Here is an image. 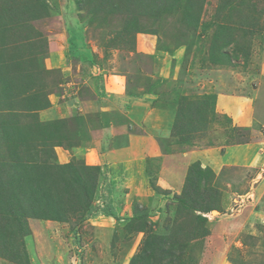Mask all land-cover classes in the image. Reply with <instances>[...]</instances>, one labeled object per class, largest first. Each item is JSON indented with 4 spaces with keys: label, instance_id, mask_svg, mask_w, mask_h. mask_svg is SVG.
Returning <instances> with one entry per match:
<instances>
[{
    "label": "rangeland",
    "instance_id": "rangeland-1",
    "mask_svg": "<svg viewBox=\"0 0 264 264\" xmlns=\"http://www.w3.org/2000/svg\"><path fill=\"white\" fill-rule=\"evenodd\" d=\"M129 100L177 110L176 130L155 159L72 157L87 214L56 148L101 112L144 134ZM262 127L264 0H0V264H264Z\"/></svg>",
    "mask_w": 264,
    "mask_h": 264
},
{
    "label": "crops",
    "instance_id": "crops-1",
    "mask_svg": "<svg viewBox=\"0 0 264 264\" xmlns=\"http://www.w3.org/2000/svg\"><path fill=\"white\" fill-rule=\"evenodd\" d=\"M91 68L92 74L94 76L103 75L99 67L96 68L94 63L91 64ZM91 77L89 78V80L91 79V82H93L94 78ZM97 90L99 91L101 90V88L99 87ZM97 90L96 88L93 89L91 100H95L94 95L100 97ZM112 96L114 95L112 94ZM102 98H104V96H102ZM119 98L120 97H118L117 99ZM129 98H131V96H129ZM136 98L141 99L142 97ZM130 100L129 103L131 104ZM139 101L140 102L138 104H131L127 106V109L132 110L133 116L135 117L132 118V126L141 128L145 132L144 134L137 132V134H135L136 136H132L133 133H136L133 131H127L125 135H123L121 132L116 134L114 131L121 127L120 124H117L119 122L117 121L118 119L114 120L116 124H112L109 120L111 114H109L108 112H101L98 114V120L94 124H92L91 128L83 136H81V140L78 141L76 145L75 143L71 145L70 148L72 149H68L67 147L65 149L61 147L56 148L58 160L62 163H68L70 159L74 157V159L76 160L83 159V162H81L83 165L99 166V168H103L102 165H105L103 164L106 163L105 160H109L111 162L110 159L114 157L118 151L127 150L128 148H136L138 153L141 152V154L146 155L149 159L151 157H154V159L157 158L159 154L156 153V144L154 143L152 135L158 134L160 132L164 133L170 131L175 118V111L174 109H168L164 107H150L149 105L143 103L141 100ZM90 109H92V107L91 105H88L84 110L89 112ZM42 112L43 111L40 112V115H42ZM50 112V115H63V112L65 111L63 107H59L54 109L53 111L51 109ZM48 116L46 113L44 115V119ZM143 118H145V120H143ZM140 125L141 127H139ZM143 126H145L144 129ZM137 137H140L141 140L136 139L138 141V146L134 147L133 141L134 138ZM125 142L128 143V145L124 144ZM213 158V162H215V157ZM110 162H107V164ZM111 165L112 164H109L107 166L110 167Z\"/></svg>",
    "mask_w": 264,
    "mask_h": 264
},
{
    "label": "trees",
    "instance_id": "trees-1",
    "mask_svg": "<svg viewBox=\"0 0 264 264\" xmlns=\"http://www.w3.org/2000/svg\"><path fill=\"white\" fill-rule=\"evenodd\" d=\"M174 111H175V109H174ZM175 116H176V118H174V124L172 125V129L173 130H176L175 129L176 128V121H177L178 116H179L177 110H176ZM82 166L84 168L83 170L93 169L96 172H98L99 169H100L98 166H87V165H82ZM59 167L60 168L64 167L69 172V174L73 177L72 178V183L74 182L77 185L78 189L85 195V201L86 202L84 204V208L83 209L87 212V214H90L93 211V209H94V206H92V204L90 202V198L92 197V194H93L94 190H92L91 188L88 189V188H86L84 186V182L82 180L81 174L78 172L77 168H75L72 164L64 163V164H61ZM91 172H93V171H91ZM39 176H41V175H39ZM187 184H192V183H190V181H187L186 185ZM192 186L193 185L187 186V187L185 186L186 187L185 191L189 187L191 188L192 191H194ZM30 192H31L30 196L35 197L36 200H39V197L43 198V197L46 196V194L44 192H42L39 187L35 188V189H32ZM200 211L207 212V210H200ZM12 213L14 214V218L13 219L15 221H17L20 225H22L24 217H23V214H21V206L19 204L17 205V211H13ZM108 214L110 216H113V217L115 216V212L112 209L109 210ZM44 217H48V218L52 219L55 216L51 215V216H44ZM198 217H199V219L204 220V218H201V216H198ZM139 261L140 260H138V262ZM129 264H136V259L132 258V261Z\"/></svg>",
    "mask_w": 264,
    "mask_h": 264
},
{
    "label": "built area",
    "instance_id": "built-area-1",
    "mask_svg": "<svg viewBox=\"0 0 264 264\" xmlns=\"http://www.w3.org/2000/svg\"><path fill=\"white\" fill-rule=\"evenodd\" d=\"M262 131L264 132V127H262Z\"/></svg>",
    "mask_w": 264,
    "mask_h": 264
},
{
    "label": "water",
    "instance_id": "water-1",
    "mask_svg": "<svg viewBox=\"0 0 264 264\" xmlns=\"http://www.w3.org/2000/svg\"><path fill=\"white\" fill-rule=\"evenodd\" d=\"M215 210H213L212 212H214ZM216 212V211H215Z\"/></svg>",
    "mask_w": 264,
    "mask_h": 264
},
{
    "label": "clouds",
    "instance_id": "clouds-1",
    "mask_svg": "<svg viewBox=\"0 0 264 264\" xmlns=\"http://www.w3.org/2000/svg\"><path fill=\"white\" fill-rule=\"evenodd\" d=\"M264 133V132H263Z\"/></svg>",
    "mask_w": 264,
    "mask_h": 264
}]
</instances>
